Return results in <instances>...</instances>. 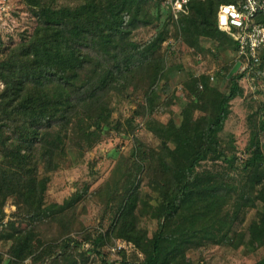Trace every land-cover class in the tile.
Segmentation results:
<instances>
[{"label":"trees","instance_id":"obj_1","mask_svg":"<svg viewBox=\"0 0 264 264\" xmlns=\"http://www.w3.org/2000/svg\"><path fill=\"white\" fill-rule=\"evenodd\" d=\"M163 1L24 0L36 25L0 58V225L8 201L17 206V219L0 230V239L11 241L0 264H78L60 263L77 240L61 235L49 242L40 226L58 222L69 234L92 193L108 209L110 225L97 234L84 228V240L98 253L115 239L133 245L136 258L121 250V264H192L191 252L207 245L264 246V99L242 166L236 146L220 138L232 100L244 94L242 75L228 77L238 60L224 69L227 91L209 74L188 73L181 81L191 101L179 122L154 118L161 93L171 88L170 74L183 70L163 51L172 17ZM234 2L188 0L178 23L183 43L202 51L210 39L237 51L218 27L220 5ZM149 26L152 38L136 40V31ZM262 59L264 68V50ZM140 87L146 88L143 127L159 139L157 146L137 137L140 109L124 121L114 118V98H128ZM112 131L134 141L130 154L113 156L105 182L94 191L87 182L63 203L47 202L52 175L71 167L73 153L84 156ZM207 160L223 167L200 170Z\"/></svg>","mask_w":264,"mask_h":264},{"label":"rangeland","instance_id":"obj_2","mask_svg":"<svg viewBox=\"0 0 264 264\" xmlns=\"http://www.w3.org/2000/svg\"><path fill=\"white\" fill-rule=\"evenodd\" d=\"M162 4L170 13L164 2ZM178 23L171 17L170 26L168 27L170 36L164 43L163 51L169 56L170 64L181 65L183 70H173L170 74V90L161 93V107L155 110L153 117L160 119L162 122H167L170 117L176 118L179 122L181 108L191 101L181 81L188 73H195L196 75L209 74L214 84L227 91L224 69L231 66L235 60H238V53L233 47L220 46L215 40H205L202 51L190 49L183 43ZM35 25L36 19L31 8L26 5L24 0H0V58L5 47L18 43L24 36L31 34ZM154 34V27H141L136 31L135 38L140 42H146ZM171 51L176 52V54L172 56ZM261 83L264 85V76L261 78ZM240 84L244 89V94L232 100L231 114L225 123L224 129L220 132V138L225 145L229 148H231V144L236 146L238 166H242L250 157L249 144L258 120V106L264 99V86L261 85L260 90L254 92L251 81L243 76L240 79ZM145 90L146 88L140 87L132 93L130 91L131 96L128 98L116 96L113 101L115 106L114 118L124 121L135 110H141L140 105L145 104ZM142 110L141 114L144 115L137 120L140 124L137 137L151 147L157 146L159 139L146 127H143L148 117ZM133 141L134 138L131 134L121 135L116 131H112L84 156L77 152L73 153L71 167L52 175L47 193V202L63 203L65 199L87 182L91 183V191L97 190L111 175L116 163L113 156L119 152L130 154ZM260 143L264 150V136L260 138ZM222 167L220 161L207 160L203 162L199 169H218ZM16 212L17 206L13 200H9L5 207L6 216L3 224L0 225V230L5 229L3 225L7 224L9 220L17 219ZM252 216L253 212L248 215V221ZM109 217L108 209L101 199L97 194L92 193L87 196L85 207L78 215V222L69 234H64L58 222L43 224L40 226V230L49 239V242L54 241L55 238H59L61 235H63L64 240L69 238L77 240L66 247V254L60 255V263L77 259L78 264H121L124 258L123 253H120L121 250L122 252L125 250L124 254L127 259L134 260L137 255L134 246L121 239L109 242L100 249V253L95 252L90 242H85L83 237L84 228L94 234L99 231L103 232L110 225ZM142 225L144 226V224ZM146 227L151 231L155 229L156 225L148 222ZM10 245L11 241L5 238L0 239V253L7 255ZM190 256L192 264H257L264 258V246L251 250L244 246L233 248L229 245L212 244L191 252ZM25 264L32 263L27 260Z\"/></svg>","mask_w":264,"mask_h":264},{"label":"built area","instance_id":"obj_3","mask_svg":"<svg viewBox=\"0 0 264 264\" xmlns=\"http://www.w3.org/2000/svg\"><path fill=\"white\" fill-rule=\"evenodd\" d=\"M175 22L185 10L188 0H164ZM264 0H237L221 4L218 27L230 35L237 44L239 73L251 81L254 92L261 88L264 76L262 53L264 50ZM264 86V85H262Z\"/></svg>","mask_w":264,"mask_h":264},{"label":"water","instance_id":"obj_4","mask_svg":"<svg viewBox=\"0 0 264 264\" xmlns=\"http://www.w3.org/2000/svg\"><path fill=\"white\" fill-rule=\"evenodd\" d=\"M240 66H241V62L238 61V62L235 64V66L232 68V70L230 71L228 77L230 78V77H232L234 74H236V73L239 71Z\"/></svg>","mask_w":264,"mask_h":264}]
</instances>
